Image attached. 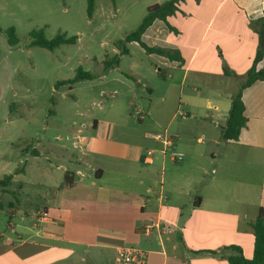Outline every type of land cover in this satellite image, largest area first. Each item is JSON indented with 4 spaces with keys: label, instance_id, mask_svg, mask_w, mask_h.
Returning <instances> with one entry per match:
<instances>
[{
    "label": "crops",
    "instance_id": "1",
    "mask_svg": "<svg viewBox=\"0 0 264 264\" xmlns=\"http://www.w3.org/2000/svg\"><path fill=\"white\" fill-rule=\"evenodd\" d=\"M261 19L264 0H184L169 26L156 20L142 37L183 61L130 44L150 63L124 71L120 60L102 71L99 79L127 88L125 107L111 105L74 130L65 161L73 168L57 166L58 181L35 182L34 194L28 169L12 173L3 192L16 195L7 210L17 222L1 228L0 264H119L122 248L145 253L148 264H230V252H221L229 246L251 259V224L264 211V82L243 93L248 123L239 140L223 141L222 127L253 66ZM156 76L163 85L149 81ZM138 89L151 94L147 111ZM160 133L173 146L153 138ZM66 173L74 183L60 190Z\"/></svg>",
    "mask_w": 264,
    "mask_h": 264
},
{
    "label": "rangeland",
    "instance_id": "2",
    "mask_svg": "<svg viewBox=\"0 0 264 264\" xmlns=\"http://www.w3.org/2000/svg\"><path fill=\"white\" fill-rule=\"evenodd\" d=\"M94 1L91 19L87 0H0V181L25 167V181L34 185L30 187L33 194L39 189L35 182H57L61 175L57 166L73 168L65 161L73 156L72 133L80 123L86 124L111 105L125 107L120 90L127 94V88L111 77L56 85L75 79L79 69L101 76L104 61L117 56V45L143 23L148 8L169 0ZM11 28L19 39L13 47L7 36ZM35 31H43L48 41L66 34L76 37L77 43L54 51L32 46L31 33ZM127 48L130 54L120 57L122 70L150 63L145 53L130 44ZM110 76L115 74L111 72ZM149 81L154 86L163 85L157 76ZM147 86L154 90L152 85ZM116 90L119 95L113 96ZM173 91L177 100L179 90L175 87ZM137 93L136 103L147 111L151 94L145 89ZM157 106L155 101L153 108ZM134 118L139 121L137 114ZM35 147L44 153L37 160L33 156L38 152ZM26 153H30L28 158ZM8 186L0 185V231L11 220L17 222L8 211L15 205L16 196L3 192ZM8 202L13 203L9 206ZM34 204L40 205L38 201Z\"/></svg>",
    "mask_w": 264,
    "mask_h": 264
},
{
    "label": "trees",
    "instance_id": "3",
    "mask_svg": "<svg viewBox=\"0 0 264 264\" xmlns=\"http://www.w3.org/2000/svg\"><path fill=\"white\" fill-rule=\"evenodd\" d=\"M184 0H169L167 2H163L160 4H154L148 8V13L140 26L138 28L128 34L124 41H121L117 48L121 52L120 55L113 57L111 61L105 60V71H108L111 68H116L120 64V56L128 54L127 44H132L133 42H137L140 45V48L145 51L146 54L152 55L157 54L163 56L170 61H183L179 51L163 49V47L155 46L149 47L142 41V37L145 32L150 28V26L155 23L156 20H162L166 25L169 26V18L174 16L176 12L179 10V5ZM88 3V15L92 19L95 12V1L87 0ZM259 24V46L256 52V56L254 59L253 66L249 73L246 76L245 81L242 83L240 90L234 97L231 99V108L229 112V116L227 122L222 127V140L223 141H238L242 131L247 127L248 119L245 115V105L243 102L244 91L252 86L257 81L264 82V70L258 69V65L264 60V20H259L257 22ZM3 30L0 28V34ZM8 43L11 47L16 46L19 43V39L16 34V30L11 28L7 31ZM33 38L32 46H38L41 48H45L50 51H54L57 48H60L63 45H75L77 43L76 37H68L66 34H61L57 36L55 39L48 41L45 39L43 31H35L31 33ZM1 53V52H0ZM227 74H230L226 71ZM97 76L91 75L87 71H83V69H79L76 74V78L73 80L59 82L56 86L62 85H74L78 82L82 81H93ZM24 168L17 169L15 174L23 172ZM14 174L7 175L3 180L0 181V185L6 187L13 180ZM74 183L73 174L66 173L63 184L59 187L60 190L64 188L71 187ZM14 196L15 193L13 194ZM254 235H255V246L253 257L251 259L246 258L243 255L242 249L236 246H229L221 249L222 253L230 252L227 256L230 264H264V211L261 210L258 218L255 222L251 224ZM214 255H217L218 252H211Z\"/></svg>",
    "mask_w": 264,
    "mask_h": 264
},
{
    "label": "built area",
    "instance_id": "4",
    "mask_svg": "<svg viewBox=\"0 0 264 264\" xmlns=\"http://www.w3.org/2000/svg\"><path fill=\"white\" fill-rule=\"evenodd\" d=\"M153 138L160 141L165 148L173 146L174 140L167 134H156ZM152 155V152H149ZM173 161H179L183 159L182 154H173ZM117 262L119 264H148L146 254L133 248H122L118 252Z\"/></svg>",
    "mask_w": 264,
    "mask_h": 264
}]
</instances>
